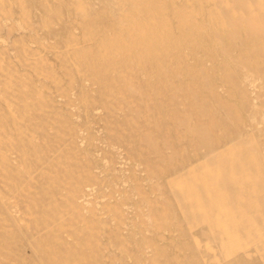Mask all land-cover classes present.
I'll use <instances>...</instances> for the list:
<instances>
[{
    "label": "bare ground",
    "instance_id": "obj_1",
    "mask_svg": "<svg viewBox=\"0 0 264 264\" xmlns=\"http://www.w3.org/2000/svg\"><path fill=\"white\" fill-rule=\"evenodd\" d=\"M0 264H264V0H0Z\"/></svg>",
    "mask_w": 264,
    "mask_h": 264
}]
</instances>
